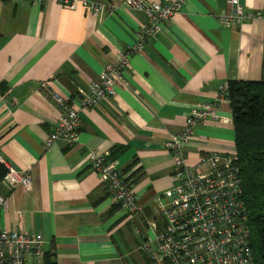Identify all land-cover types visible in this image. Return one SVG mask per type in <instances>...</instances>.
Returning a JSON list of instances; mask_svg holds the SVG:
<instances>
[{
  "label": "crops",
  "instance_id": "0c3cea01",
  "mask_svg": "<svg viewBox=\"0 0 264 264\" xmlns=\"http://www.w3.org/2000/svg\"><path fill=\"white\" fill-rule=\"evenodd\" d=\"M93 1L119 8L96 15L55 0H0V161L28 170L33 182L30 190L0 186L8 199L0 221L41 233L57 264H129L128 255L149 264L142 239L136 236V244L129 231L130 224L148 227L156 196L167 195L175 182L166 143L196 103H212L227 121L197 123L189 158L236 149L232 109L219 89L231 79L264 80V20L225 27L218 16L229 12L227 0H184L143 51L130 54L129 85L116 84L113 99L81 114L77 142L45 148L64 113L55 95L74 102L78 87L98 80L106 64L135 45L147 20L124 0ZM240 2L246 10H264V0ZM92 150L116 163L145 216L133 221L117 207L108 182L89 167Z\"/></svg>",
  "mask_w": 264,
  "mask_h": 264
},
{
  "label": "built area",
  "instance_id": "2783aa9c",
  "mask_svg": "<svg viewBox=\"0 0 264 264\" xmlns=\"http://www.w3.org/2000/svg\"><path fill=\"white\" fill-rule=\"evenodd\" d=\"M35 4L48 0H32ZM62 7L76 9L87 7L92 13L111 14L118 4L93 0H55ZM128 8L144 12V21L133 47L120 52L117 63H108L98 80L89 79L85 87H78L76 100H64L55 95L64 113L47 136L45 148L59 140L74 144L78 140L81 114L102 101L113 99L116 84L128 86L124 71L130 69L129 56L142 52L148 39L156 37L163 24L178 12L184 0L170 3L148 0H124ZM229 12H221V25L230 27L246 21L264 20V10H246L240 0H227ZM219 99L225 98L227 87H220ZM227 119L217 114L216 105L196 103L185 119L182 128L171 135L166 147L173 158L174 184L164 197L155 198L156 215L146 219L148 227L137 230L141 235L140 249L149 264H259L252 249L251 229L236 149L230 152L214 151L202 153L191 161L186 147L190 143L197 123L206 118ZM89 167L106 180L111 188L115 204H118L134 221L135 216H145L144 208L132 191L131 183L122 176L115 162L95 150L88 154ZM7 172L0 186L11 191L17 186L32 188V175L6 166ZM7 197L0 192V214L7 209ZM157 217L164 218L160 228ZM46 250L43 236L39 232L22 229L11 230L0 221V264H45Z\"/></svg>",
  "mask_w": 264,
  "mask_h": 264
},
{
  "label": "trees",
  "instance_id": "16d2710c",
  "mask_svg": "<svg viewBox=\"0 0 264 264\" xmlns=\"http://www.w3.org/2000/svg\"><path fill=\"white\" fill-rule=\"evenodd\" d=\"M226 87L225 98L232 109L253 254L259 264H264V80L231 79ZM6 172V166L0 161V183ZM44 261L57 264L54 254L50 253L45 254Z\"/></svg>",
  "mask_w": 264,
  "mask_h": 264
},
{
  "label": "rangeland",
  "instance_id": "374dc122",
  "mask_svg": "<svg viewBox=\"0 0 264 264\" xmlns=\"http://www.w3.org/2000/svg\"><path fill=\"white\" fill-rule=\"evenodd\" d=\"M155 216V215H154ZM154 218V217H153ZM157 219V222H158V224H159V226H160V228L163 226V224H164V218H162V217H157L156 218ZM133 222V221H132ZM134 223V222H133ZM140 226L141 225H131L130 224V236L131 237H133V239L136 241V244H137V242H138V239H137V237L136 236H138V237H140L141 238V235L137 232V230H139V231H141L140 229ZM147 229H146V226L144 225V227H143V230H142V234L143 233H145V231H146ZM126 239V238H125ZM131 240L132 239H130L129 240V244H130V246H129V249L130 250H132V249H134V246L133 245H131ZM145 259L147 260V258H146V256H145ZM128 261H129V264H133L132 263V261H134V264H136V262H135V259H134V257L133 256H129L128 255ZM148 261V260H147Z\"/></svg>",
  "mask_w": 264,
  "mask_h": 264
}]
</instances>
